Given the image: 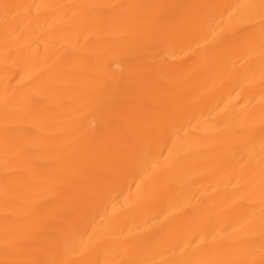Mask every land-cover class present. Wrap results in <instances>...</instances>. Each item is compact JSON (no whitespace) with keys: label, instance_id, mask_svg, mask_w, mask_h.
<instances>
[{"label":"bare ground","instance_id":"obj_1","mask_svg":"<svg viewBox=\"0 0 264 264\" xmlns=\"http://www.w3.org/2000/svg\"><path fill=\"white\" fill-rule=\"evenodd\" d=\"M0 264H264V0H0Z\"/></svg>","mask_w":264,"mask_h":264}]
</instances>
